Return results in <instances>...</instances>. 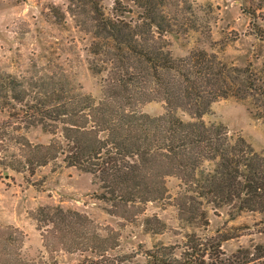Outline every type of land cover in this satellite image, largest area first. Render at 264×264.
Masks as SVG:
<instances>
[{"label": "trees", "instance_id": "obj_1", "mask_svg": "<svg viewBox=\"0 0 264 264\" xmlns=\"http://www.w3.org/2000/svg\"><path fill=\"white\" fill-rule=\"evenodd\" d=\"M129 1L140 10L129 20L122 0H115L112 16L104 14L100 0L68 1V15L90 37L87 67L100 77L98 99L81 92L58 66L27 80L0 76L3 106L9 99L16 102L23 123L51 136L45 145L21 137V169L32 173L60 159L90 175L106 213L125 222L135 221L147 203L169 200L170 178L178 182L172 205L188 224L206 227L208 208H227L231 219L257 214L264 222V154L230 136L223 125L202 120L212 103L231 97L245 102L249 114L264 123V62L239 67L200 49L173 57L163 34L185 25L180 13L187 0ZM169 4L175 7L172 15L166 11ZM152 101L162 102L165 113L140 111ZM32 219L43 253L35 259L0 253V264H237L220 252L218 239L187 234L179 254L178 247L162 243L142 253H112L119 233L84 214L44 206ZM143 226L153 234L165 229L156 216L146 217ZM252 250L240 264L262 258L264 243ZM59 255L78 259L65 263Z\"/></svg>", "mask_w": 264, "mask_h": 264}, {"label": "rangeland", "instance_id": "obj_2", "mask_svg": "<svg viewBox=\"0 0 264 264\" xmlns=\"http://www.w3.org/2000/svg\"><path fill=\"white\" fill-rule=\"evenodd\" d=\"M68 1L0 0V76L27 80L42 73L49 75L58 66L71 74L81 92L98 99L100 77L92 75L87 67L90 37L68 15ZM100 3L104 14L112 16L115 0ZM121 5L126 20L140 12L129 0H122ZM174 8L169 4L166 11L172 15ZM182 8L180 16L185 25L177 32L163 34L173 57L200 49L239 67L264 62V0H187ZM3 101L0 99V253H22L28 259L43 253L32 213L44 206L72 210L100 227L113 228L119 239L112 253H142L162 243L178 247L175 253L179 254L184 236L195 234L202 241L218 239L220 252L240 264L251 257L253 247L264 243V222L257 214L242 213L231 219L227 208H208L206 227L180 220L172 205L178 190L173 178L166 184L169 200L147 203L135 221L125 222L106 213L105 205L96 199L98 190L90 175L66 167L60 159L32 173L22 170L21 137L34 145H45L51 136L38 126L23 123L19 104L9 99V105L3 106ZM139 109L149 116L165 113L160 101L145 103ZM176 114L189 120L184 113ZM202 120L223 125L230 136L243 138L255 152L264 154V123L249 114L245 102L231 97L220 99L211 104ZM152 216L165 224L163 232L144 230V219ZM239 249L243 252L237 253ZM77 259V255L58 256L65 263ZM249 264H264V256Z\"/></svg>", "mask_w": 264, "mask_h": 264}]
</instances>
